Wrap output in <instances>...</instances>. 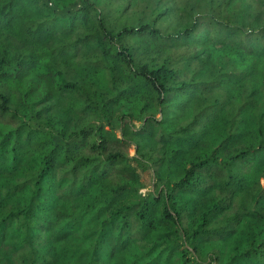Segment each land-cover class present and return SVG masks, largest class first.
<instances>
[{
    "label": "trees",
    "instance_id": "obj_1",
    "mask_svg": "<svg viewBox=\"0 0 264 264\" xmlns=\"http://www.w3.org/2000/svg\"><path fill=\"white\" fill-rule=\"evenodd\" d=\"M0 264H264V0H0Z\"/></svg>",
    "mask_w": 264,
    "mask_h": 264
},
{
    "label": "rangeland",
    "instance_id": "obj_2",
    "mask_svg": "<svg viewBox=\"0 0 264 264\" xmlns=\"http://www.w3.org/2000/svg\"><path fill=\"white\" fill-rule=\"evenodd\" d=\"M62 97L64 98V100H62V102L66 103L68 101H73L74 98H68L66 95H62ZM13 104H15V100L12 102ZM184 110V104L181 102V99H174L173 103L170 104L167 108V112L169 115H171L172 117L174 116H181V113ZM209 113L204 112L203 117L205 118V120H200L201 122H205L206 124V119L208 117ZM156 117H159L160 114L157 113L155 114ZM6 118V117H5ZM7 120V118H6ZM199 121V123H200ZM139 122L135 121V125H137ZM23 128H26V126H23ZM199 128V127H196ZM158 127H155V129L153 130H158ZM118 134V132H117ZM139 137H141L143 139V141L141 142V148H143V150H145L146 152L149 151L150 147H153L155 142L153 141V139H155L157 137V133L154 136L149 137V134L146 132H141V134L139 135ZM158 142V139H157ZM127 150L129 151L130 154H133L135 151V147L133 143H129L127 144ZM138 167V166H137ZM136 167V168H137ZM138 173H139V181L142 182L143 184H145L144 188H142V191H146V190H154L153 187V183H154V176H153V170L151 168H144L141 169L140 167L137 168ZM261 182L263 183V179H261Z\"/></svg>",
    "mask_w": 264,
    "mask_h": 264
},
{
    "label": "clouds",
    "instance_id": "obj_3",
    "mask_svg": "<svg viewBox=\"0 0 264 264\" xmlns=\"http://www.w3.org/2000/svg\"><path fill=\"white\" fill-rule=\"evenodd\" d=\"M157 113H159V114H160V116H161V112H158V111H157L155 114H157ZM154 116H155V115H154ZM160 116H159L158 118H160ZM155 117H156V116H155Z\"/></svg>",
    "mask_w": 264,
    "mask_h": 264
}]
</instances>
